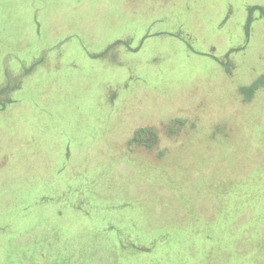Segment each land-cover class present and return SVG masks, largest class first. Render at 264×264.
I'll return each mask as SVG.
<instances>
[{"label": "rangeland", "instance_id": "obj_1", "mask_svg": "<svg viewBox=\"0 0 264 264\" xmlns=\"http://www.w3.org/2000/svg\"><path fill=\"white\" fill-rule=\"evenodd\" d=\"M0 264H264V0H0Z\"/></svg>", "mask_w": 264, "mask_h": 264}, {"label": "trees", "instance_id": "obj_2", "mask_svg": "<svg viewBox=\"0 0 264 264\" xmlns=\"http://www.w3.org/2000/svg\"><path fill=\"white\" fill-rule=\"evenodd\" d=\"M255 85L248 88H241V91L245 94H251L254 91ZM132 140L137 145L151 146L157 140V134L152 128L141 127L135 132Z\"/></svg>", "mask_w": 264, "mask_h": 264}]
</instances>
